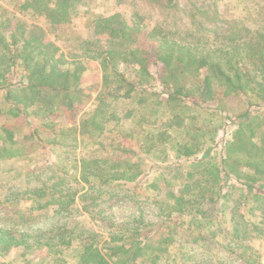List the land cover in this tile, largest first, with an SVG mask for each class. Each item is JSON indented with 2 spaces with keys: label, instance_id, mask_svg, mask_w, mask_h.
Returning a JSON list of instances; mask_svg holds the SVG:
<instances>
[{
  "label": "trees",
  "instance_id": "obj_1",
  "mask_svg": "<svg viewBox=\"0 0 264 264\" xmlns=\"http://www.w3.org/2000/svg\"><path fill=\"white\" fill-rule=\"evenodd\" d=\"M85 2L18 0L14 6L17 14L47 21L68 55H57L38 28L11 25L3 10L0 156L90 149L75 169L93 190L143 186L138 159L155 168L186 167L196 179L157 201L163 221L148 237L135 239L133 229L129 243L81 239L77 260L68 264H141L148 251L160 252L184 233L193 242L213 239L210 217L220 220L232 200H252L264 224V0L230 2L241 17H222L224 0H113L129 10L86 9L91 36L83 37L67 26ZM145 9L158 15L152 24ZM1 29L10 30L9 39ZM85 72L93 75L88 84L81 82ZM105 152L113 157L94 156ZM204 201L213 209L209 217L199 208ZM153 240L157 245L146 242ZM50 242L42 248L50 250ZM33 246L25 236L0 231V254Z\"/></svg>",
  "mask_w": 264,
  "mask_h": 264
},
{
  "label": "rangeland",
  "instance_id": "obj_2",
  "mask_svg": "<svg viewBox=\"0 0 264 264\" xmlns=\"http://www.w3.org/2000/svg\"><path fill=\"white\" fill-rule=\"evenodd\" d=\"M16 1L0 0V16L4 10L3 15L11 19V25L38 28V32L44 33L45 42L59 48L57 55H68L67 44L52 35L49 23L41 17L17 14L14 11ZM94 1L86 0L85 5L76 9L67 26L68 31L70 29V32L83 37L91 36V19L86 9L90 14L129 10L128 3L119 6L114 5L113 0ZM232 1L224 0L225 7L223 3L219 4L222 17L243 15L241 8L228 7ZM143 16L150 24L158 19L151 9H145ZM1 32L9 39V29H1ZM92 78L91 72H85L81 75V82L88 84ZM79 114L80 111H76L75 119ZM87 151H68L55 146L47 150L28 149L26 154L17 158L0 156V231L25 236L35 244L31 249L12 248L8 253L0 254V264L72 263L77 260L75 249L81 239L102 246L129 243L128 232L133 229H137L135 239H144L149 232L151 235L154 226L163 221L157 201L164 197L167 190H178L196 179L186 167L168 165L167 168H155L138 159L137 163L144 173L143 186L133 188L127 184L88 189L75 169V161L79 157L91 155V150ZM94 156L113 157V153ZM253 205L252 200H232L219 220L220 216L212 215V207L204 201L199 208L206 212L207 217L212 215L209 228L214 230V238L193 242L184 233L167 248L162 247L160 252L148 251L141 264H244L238 258L240 254L248 257L253 264H264V224L260 223ZM47 238L51 240L50 250L42 248ZM68 240L70 245L62 243ZM146 242L157 245L154 240Z\"/></svg>",
  "mask_w": 264,
  "mask_h": 264
}]
</instances>
